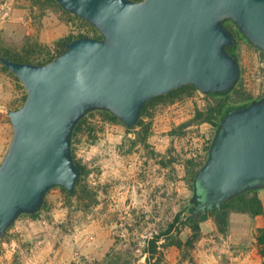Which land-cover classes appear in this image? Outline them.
<instances>
[{"label": "water", "instance_id": "1", "mask_svg": "<svg viewBox=\"0 0 264 264\" xmlns=\"http://www.w3.org/2000/svg\"><path fill=\"white\" fill-rule=\"evenodd\" d=\"M94 25L101 37L79 36L47 63L0 56L24 84L23 104L10 108L13 136L0 163V236L23 213L39 211L49 189L74 192L81 175L73 132L90 111L107 110L129 128L145 104L186 84L222 93L241 78L229 45L232 20L264 51V0H57ZM204 199L223 204L264 187V95L229 111L196 175Z\"/></svg>", "mask_w": 264, "mask_h": 264}, {"label": "rangeland", "instance_id": "2", "mask_svg": "<svg viewBox=\"0 0 264 264\" xmlns=\"http://www.w3.org/2000/svg\"><path fill=\"white\" fill-rule=\"evenodd\" d=\"M5 2L8 14L0 27V51L35 43L40 44V51L67 33L93 34L81 19L56 5L33 0H0V5ZM238 58L242 70L239 81L254 96H263L262 50L242 39ZM3 70L16 90L12 105L0 110V124H6L10 144L13 125L8 110L21 106L27 91L14 72ZM212 102L214 98L199 89L173 103L168 97L158 99L150 105L153 115L144 117L151 123L147 143L136 146H132L136 131L129 133L123 123L109 121L101 109L94 110L73 143L77 159L88 167L84 180L89 191L84 198L70 197L60 185L54 186L39 216L21 214L11 229L27 217L35 223L23 234L8 230L6 246L20 239L23 250L15 263L34 264L30 259L38 258L43 264H147L151 254L162 260L164 239L158 242L154 255L148 251L150 240L187 206L192 191L186 163L189 159L198 163L206 160L217 131L210 122L185 128L179 125ZM90 126L94 129L91 133ZM174 128L178 133H171ZM187 236L185 227L181 237ZM40 238L44 239L42 244L38 243Z\"/></svg>", "mask_w": 264, "mask_h": 264}, {"label": "trees", "instance_id": "3", "mask_svg": "<svg viewBox=\"0 0 264 264\" xmlns=\"http://www.w3.org/2000/svg\"><path fill=\"white\" fill-rule=\"evenodd\" d=\"M36 3L44 2L49 5H56L60 7L63 11L69 14H73L76 18L81 19L86 25L90 27V31L93 33L92 35L87 33H67L60 38H58L54 44L47 45L45 49L38 50L40 46L39 43L30 44L29 46H25L22 49H10L4 48L0 51V56H5L11 60L16 61H23V62H34V63H47L57 57L59 54L63 53L67 48V43L70 42L72 39L79 37V36H93V37H101V33L99 30L92 25L87 20L83 19L82 17L74 14L73 12L65 9L57 0H33ZM226 25L234 32L236 36V42L233 45H229L228 49L238 56V50L240 47V41L248 39L243 35V33L239 30L237 25L232 21H226ZM264 56V51H262ZM2 66L4 69L11 71L3 62ZM13 73V72H12ZM19 79V78H18ZM198 90V88L192 84H186L182 87L174 89L170 91L168 94L158 95L148 101L142 111L141 118L139 119L137 125L134 128H129L126 126L127 131L130 133L132 131H136V138L132 140V146H136L139 143H147V139L150 133L151 123L146 122L144 117H150L153 113L150 111V105L154 104L155 101L161 99L163 97H168L170 102H176L177 100L183 99L187 96L193 95V93ZM208 95L214 98V102L210 103L207 108L200 109L198 108L195 112V115L192 119L183 122L179 125V128H185L194 123H203V122H210L212 123L216 129L220 127V123L223 120L224 116L234 109L240 108L242 106L249 105L253 100L259 99L261 96H254L250 92L246 90L243 85L242 81H239L233 88L230 90L224 91L222 93H209ZM26 94L23 98L25 100ZM104 114L105 119L112 121V122H122L117 116L107 110H100ZM95 111H90L86 114L76 125L74 132H73V141H72V150L73 155L76 160V163L81 168V175L77 181L76 188L74 192L68 191L66 188L61 186L70 197H80L84 198L86 193L89 191V184L84 180L85 176L89 174V170L86 164H83L81 160L77 159L75 146L73 145L75 139L83 130L84 126L87 125L88 117L90 114H93ZM137 129V130H136ZM94 129L90 126L89 133H91ZM172 134L178 133L177 128L171 130ZM216 134V133H215ZM213 142V141H212ZM211 145L209 146V148ZM209 155V152H208ZM207 155V158H208ZM206 158V160H207ZM205 160V161H206ZM205 162H196L194 159H189L186 163V170H187V178L189 180V187L192 191L191 197L187 201V206L180 210L174 217V220L168 224V226L156 233L153 238L150 240V247L149 250L151 253H156L158 248V242L164 239L163 245L169 246L172 244L177 245L183 250V254L185 257L189 255L188 250L192 249L195 245V242L200 239L202 235V228L201 222L206 220L208 217H212L218 227V230L222 233H226L230 226V219L231 215L234 212L240 213H247L252 216H256L259 214L264 215V202L260 195L261 187H251L243 192L232 196L223 204L215 206V207H203L201 208L200 212L197 216H194V209L204 199V190L199 185V183H195L196 175L202 165ZM51 189H49L50 191ZM48 191V192H49ZM47 192V194H48ZM46 194V195H47ZM95 194V193H94ZM88 198H92L91 194H87ZM46 203V197L43 204V207ZM42 207V208H43ZM187 210H191L193 214H189ZM41 213V210L34 212V213H23L22 215H28L31 217H37ZM185 227H190L191 233L187 236L184 240L181 237V233ZM177 230L174 233V230ZM6 238H2L0 236V254L4 249V243ZM257 241L260 247V253L264 256V226L259 228L257 234ZM162 260L160 257H155L149 255L147 256V264H161Z\"/></svg>", "mask_w": 264, "mask_h": 264}, {"label": "crops", "instance_id": "4", "mask_svg": "<svg viewBox=\"0 0 264 264\" xmlns=\"http://www.w3.org/2000/svg\"><path fill=\"white\" fill-rule=\"evenodd\" d=\"M15 97L16 90L0 62V110L5 108L4 105H12ZM9 141V130L6 124H0V162ZM260 195L264 202V187H261ZM34 223V219L27 217L22 219V222L18 221L10 230L15 229L23 234ZM263 226L264 215L262 214L252 216L247 213L234 212L231 215L228 231L222 233L218 230L215 220L208 217L201 222L202 235L195 242L194 247L189 249V255L185 257L183 250L175 244L165 246V255L161 264H264V256L260 253L257 241L258 230ZM187 231L189 235L190 227H187ZM43 242V238L38 240L40 244ZM6 244L0 254V264L19 263L18 255L23 252L20 249V239L11 241L9 247ZM30 261L34 264H43V260L39 261L38 258L37 260L30 259Z\"/></svg>", "mask_w": 264, "mask_h": 264}, {"label": "built area", "instance_id": "5", "mask_svg": "<svg viewBox=\"0 0 264 264\" xmlns=\"http://www.w3.org/2000/svg\"><path fill=\"white\" fill-rule=\"evenodd\" d=\"M7 5V2L0 5V16L2 17V20H0V27L3 25L2 23L5 21L6 15L8 14V12H5ZM204 161L205 159L202 160V162Z\"/></svg>", "mask_w": 264, "mask_h": 264}]
</instances>
